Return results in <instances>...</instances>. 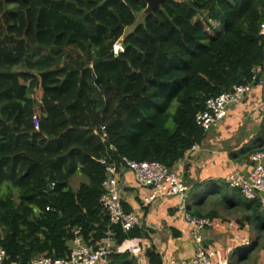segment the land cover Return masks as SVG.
<instances>
[{"label":"trees","instance_id":"trees-1","mask_svg":"<svg viewBox=\"0 0 264 264\" xmlns=\"http://www.w3.org/2000/svg\"><path fill=\"white\" fill-rule=\"evenodd\" d=\"M146 8L145 0H0L6 264L65 257L74 228L92 244L106 238L99 161L173 169L206 140L196 116L207 101L250 83L264 66V0H164L135 27ZM77 174L87 183L74 190ZM247 209L246 222L264 232L260 204ZM112 230L118 245L142 237L141 228ZM158 259L152 252L150 264Z\"/></svg>","mask_w":264,"mask_h":264},{"label":"crops","instance_id":"crops-1","mask_svg":"<svg viewBox=\"0 0 264 264\" xmlns=\"http://www.w3.org/2000/svg\"><path fill=\"white\" fill-rule=\"evenodd\" d=\"M260 68L264 79V66ZM258 151H264V87H256L243 102L232 106L225 121L207 134L199 150L171 169L184 175L189 188L188 211L195 216H207L222 222H225V212L228 211L240 209L244 215H249L247 207L252 202L246 201L238 191L230 189L223 180L234 172L250 174L254 165L252 157ZM149 191L138 186L132 173L126 174L123 208L127 213L136 214L142 229L141 238L127 242L139 243L141 255L135 257L129 253H113L110 258L112 264H150L152 252L158 255L160 264H170L172 259L189 260L194 257L196 244L178 210L179 200L163 199L144 207V199ZM222 201L229 207L225 208ZM246 217L239 220V224L225 222L233 226L224 231L207 232L206 245L227 247L230 245L231 233H237L238 230L250 237L252 228L246 222ZM248 251L247 248L237 249L230 264H246L247 260L243 261L242 258ZM257 264H264V251Z\"/></svg>","mask_w":264,"mask_h":264},{"label":"built area","instance_id":"built-area-1","mask_svg":"<svg viewBox=\"0 0 264 264\" xmlns=\"http://www.w3.org/2000/svg\"><path fill=\"white\" fill-rule=\"evenodd\" d=\"M261 35L264 37V25ZM124 52L123 47L115 46L114 54ZM256 87H264V79L261 76V68H255L252 72V80L243 86H235L231 92L211 98L206 103L203 112L196 116V124L206 134L221 126L228 115L229 109L243 102L251 95ZM201 146H194L186 155L195 154ZM253 169L248 175L234 172L227 175L223 183L230 189L238 191L241 196L249 202H258L264 213V151L256 152L252 157ZM106 173L103 194L100 206L109 219V230L107 237L92 244L87 242L81 228L72 230L73 237L68 242V254L62 258H52L47 254L36 256L30 264H112L113 253L132 254L140 257V244L125 241L118 245L114 242L113 227H120L124 233H129L135 228H140V222L134 213H127L123 208L122 193L125 187L127 173H132L139 187L149 189V195L144 199L143 206L149 207L156 202L177 198L179 200L178 210L181 211L183 219L190 228V234L196 244V252L192 259H172L170 264H230L233 253L237 249L252 246L251 239L240 230L231 233L230 245L227 247L213 244L206 245L205 235L211 231H224L232 224H226L220 220L207 216H195L188 211L189 188L187 187L183 174H179L158 162H135L128 158L120 161L101 160ZM55 188V184L51 185ZM233 226V225H232ZM232 232V231H231ZM6 251L0 247V264H6Z\"/></svg>","mask_w":264,"mask_h":264},{"label":"rangeland","instance_id":"rangeland-1","mask_svg":"<svg viewBox=\"0 0 264 264\" xmlns=\"http://www.w3.org/2000/svg\"><path fill=\"white\" fill-rule=\"evenodd\" d=\"M148 8V7H147ZM147 8H146V10L144 11V12H142L141 14H139L138 16H137V21H136V25H135V27L137 26V25H139V24H142V23H144V20H145V18L147 17V16H150L151 14L148 12V10H147ZM135 27H131V28H129V29H127L126 30V33H125V36L116 44V46H119V47H123V49H124V46H123V44H124V42H125V38H126V35H128V34H130L131 32H133L134 31V29H135ZM82 56V58H85L86 56L85 55H81ZM186 182V181H185ZM83 183H87V179L85 178V177H83L82 175H79V174H77L74 178H73V180H72V188L74 189V190H77L78 188H79V186L81 185V184H83ZM6 187H3L2 188V190H1V192H4V191H6ZM14 196L15 197H17V193L16 192H14ZM222 203L224 204V207L225 208H227V207H229L228 205H227V203L225 202H223L222 201ZM245 203H247L248 204V202H245ZM226 211V210H225ZM226 213V215H225V220H223V221H225V222H229V223H233V224H235V223H238L239 224V220H242L245 216H248V215H244L243 214V212L240 210V209H238V210H234V211H228V212H225ZM241 226V225H240ZM252 228V229H251ZM250 229H251V232H250V237H251V242H254V241H256L257 239H260V245H259V249L257 250V252H255V254H253V256L250 258V259H248L247 260V263L246 264H257V261H258V259L260 258V254L264 251V232H260V233H258V231H256L255 229H254V227H251ZM260 236V237H259ZM249 237V236H248ZM249 237V238H250Z\"/></svg>","mask_w":264,"mask_h":264},{"label":"water","instance_id":"water-1","mask_svg":"<svg viewBox=\"0 0 264 264\" xmlns=\"http://www.w3.org/2000/svg\"><path fill=\"white\" fill-rule=\"evenodd\" d=\"M147 3V10L152 15L155 10L160 9L164 0H145ZM150 251H148V255Z\"/></svg>","mask_w":264,"mask_h":264}]
</instances>
